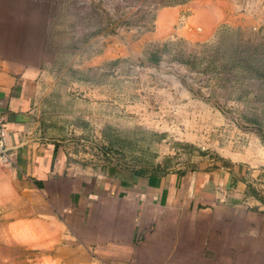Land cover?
Here are the masks:
<instances>
[{
  "label": "rangeland",
  "instance_id": "obj_1",
  "mask_svg": "<svg viewBox=\"0 0 264 264\" xmlns=\"http://www.w3.org/2000/svg\"><path fill=\"white\" fill-rule=\"evenodd\" d=\"M5 3L8 29L29 45L6 53L37 70V133L74 164L148 175L248 166L264 189V0ZM4 179L0 264H45L13 236L30 209Z\"/></svg>",
  "mask_w": 264,
  "mask_h": 264
},
{
  "label": "crops",
  "instance_id": "obj_2",
  "mask_svg": "<svg viewBox=\"0 0 264 264\" xmlns=\"http://www.w3.org/2000/svg\"><path fill=\"white\" fill-rule=\"evenodd\" d=\"M5 2L0 116L10 162L0 175L8 174L11 182L2 184L13 183L16 202L30 209L12 221L14 238L43 251L45 264H264L258 171L224 166L148 175L116 165L84 167L38 135L37 70L6 53L29 45L8 29Z\"/></svg>",
  "mask_w": 264,
  "mask_h": 264
},
{
  "label": "built area",
  "instance_id": "obj_3",
  "mask_svg": "<svg viewBox=\"0 0 264 264\" xmlns=\"http://www.w3.org/2000/svg\"><path fill=\"white\" fill-rule=\"evenodd\" d=\"M10 157L6 145V126L4 120L0 116V165L8 164Z\"/></svg>",
  "mask_w": 264,
  "mask_h": 264
},
{
  "label": "trees",
  "instance_id": "obj_4",
  "mask_svg": "<svg viewBox=\"0 0 264 264\" xmlns=\"http://www.w3.org/2000/svg\"><path fill=\"white\" fill-rule=\"evenodd\" d=\"M139 173V172H138ZM142 174H144V173H142Z\"/></svg>",
  "mask_w": 264,
  "mask_h": 264
}]
</instances>
